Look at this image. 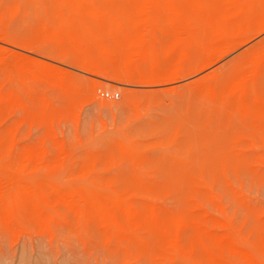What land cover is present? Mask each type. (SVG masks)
<instances>
[{"label":"rangeland","instance_id":"obj_1","mask_svg":"<svg viewBox=\"0 0 264 264\" xmlns=\"http://www.w3.org/2000/svg\"><path fill=\"white\" fill-rule=\"evenodd\" d=\"M129 1L92 0L96 11L83 13V19L112 45L110 24L103 15L120 18L126 29L134 17ZM60 2L0 0V180H5L4 185L0 182L5 188L3 193L0 189V264H264V109L255 108L250 92L243 112L227 99L223 104L218 95L211 103L203 90L192 86L202 76L217 74L264 31L199 72L188 70L185 77L168 83L142 84L137 76L118 80L82 70L80 54L63 32L66 16ZM203 3L220 16L221 7L214 0ZM184 14L195 28L205 29L204 19L190 10ZM154 16L146 27L157 39L154 63L157 71L169 72L184 46L167 52L171 49L167 19L160 9ZM186 51L188 66L198 49L193 45ZM149 58L141 62L143 73L149 70ZM41 62L58 69L47 70ZM37 63L43 67L32 71ZM250 65L244 58L237 62L223 86ZM251 83L264 103V71ZM94 84L98 100L93 98ZM131 91L137 95L132 105L125 102ZM104 92L118 96L105 97ZM123 143H132L134 153L124 152ZM17 181L39 183L50 197L51 183L73 197H83L86 190L97 191L102 198L114 193L128 199L134 220L129 224L125 213L111 207L129 230L113 235L93 214H79V205L73 207L66 200L42 204L46 208L40 209L42 217L19 208L10 213L11 219L4 200L16 195ZM81 181L101 189L88 184L84 190ZM107 189L113 193L107 194ZM47 207L54 211L52 217ZM152 213L157 216L152 218Z\"/></svg>","mask_w":264,"mask_h":264},{"label":"bare ground","instance_id":"obj_2","mask_svg":"<svg viewBox=\"0 0 264 264\" xmlns=\"http://www.w3.org/2000/svg\"><path fill=\"white\" fill-rule=\"evenodd\" d=\"M60 1L61 2L59 3V6H60L61 10H63L65 12V16H66V17H64V23L62 26L63 32L65 33V35H67L69 37L72 45H74L76 47L77 52L80 54V57H81L80 67H81V69L86 71V72H90V73H94V74H101L105 77L114 78V79H118V80H121V79L129 80V79L137 76L136 80L142 84L143 83H149V84L168 83V82L180 79L182 77H185L187 75L186 72L188 70H192L194 72H199V71L205 69L206 67H208L214 59L219 58L226 53L228 54L229 52L236 49L239 45L248 42L254 36H256L259 33L264 31V0H214V4L219 5L218 7H221V10H222L219 17H216L214 10H213L214 8L213 9L211 8L212 9L211 10L209 7L205 6V4L203 3V0H132V1L128 2V7H129L131 13L134 15V17H133V19H131L128 22V27L126 29L123 26V24L121 23L120 18H118V17L113 18V17L108 16V15L105 16L103 14H100L101 12L99 13V17L101 15H103V17H106V19L109 21V24H110L109 38L112 41V45H107L103 41V38L95 35V33L89 28L88 24L83 19V13H85V12L87 13V12L93 11V14H94V10L96 7L94 6V3L92 2V0H60ZM35 4H37V3H35ZM156 9H160L162 16H164L167 19V27H168V32H169V36H170V47H171V49L169 48V50H167V52L170 51V53H173V51L177 47H179L180 45L184 46L183 51L181 50L182 52L179 53L181 56L180 57L178 56L179 59L177 58L176 61H174L175 64H174L172 70L169 72L157 71V69H156L157 66L154 63V60H155V58H154L155 53L154 52L156 50L154 43L157 42V39L155 38L154 34H150V32H147L149 30V28L148 29L146 28V27H148V25H150V23L155 21L154 11ZM186 10H190L197 17H199L201 20L202 19L205 20L204 22H206V26H205L204 30L197 29L193 26L191 21L189 19H187L185 14H184ZM206 12L209 13L207 16H206ZM71 13H72V17L70 19H68V15H71ZM96 13L98 15V11ZM99 17H97V18H99ZM66 18H67V20H66ZM45 21H46V19H45ZM157 28H159V27L157 26ZM54 30H55V28H54ZM52 32L55 33L56 31H52ZM44 35H45V33H44ZM6 38H7L6 35H4L3 39L5 40ZM58 38H59V36H58ZM149 42H150V44H148ZM41 45H43V44H41ZM193 45L198 49V52L196 54V57L193 59V61L190 62V64L187 66L186 63L184 62L185 58L188 56L186 49L190 48ZM20 46L22 48L28 49V47L25 45H20ZM165 55H167V53ZM146 56H148V58L150 56L149 61L151 64L149 66L148 72L143 73L141 62H142V60H144V58ZM21 58H23V57L21 56ZM21 58L19 57L16 59H18V61L21 62V64H23V62H22L23 59H22V61H20ZM243 58L248 60L249 62H251V65L249 67H247V69H245L242 73H239V75L237 77L229 80L228 81L229 83H227V85L224 87L223 85L225 82H227V78L229 77L230 74H232L233 70L236 68L237 62H239ZM27 59L24 58V60H26V61H27ZM38 63L36 66L37 68H34L32 71L39 69L38 67H43V66H39ZM41 63L45 66V68L47 70H54V68H57L56 66H54L50 63H46V62H41ZM30 65L31 66H29V67H31V69H32L33 68L32 64L30 63ZM224 65H225L224 68L220 69V71L217 74H214L211 76H208V75L202 76V78L201 77L198 78L192 86L195 89H198L201 91L203 90L202 94L204 95V98H207V100L211 101V103H214V101L218 95V96H220L223 104L226 103V99H227L228 104L229 103L235 104L236 108L242 110L243 112L247 111L246 110V105H247L246 99H247L248 94L250 92L251 96L253 97L252 104L255 106V108L256 109H260V108L264 109V103L257 96V90H256L255 86L253 85L254 83L249 84L250 79L252 81H254L255 77H257L259 74H261L264 71V36L261 39H259L258 41H256L255 43H251V44L247 45L242 50V52L239 54L238 57H236L233 61L226 62ZM29 67L28 68L26 67V69H29ZM188 67H190V69H188ZM37 71H39V70H37ZM43 71L44 70H41V72H43ZM58 71H63V70L59 69ZM64 72H66V71H64ZM48 73H49V71H48ZM51 73L52 72H50V74ZM58 75L56 77H58ZM250 76L253 78H250ZM45 77H47V76H45ZM56 80H57V78L55 79V81ZM51 81H52V79H51ZM133 81H135V79ZM63 82L65 84L67 83V81L65 82V80ZM68 85H69V83H68ZM19 87H20V85H19ZM96 87H97L96 84H94L92 86L93 98H95V99H97L96 94H95ZM136 98H137V95L131 91L126 96L125 102L132 105L136 102ZM196 106H198V105H196ZM206 109H209V108H206ZM137 118H139V117H137ZM118 136H121V135H118ZM257 137H258V135H257ZM125 138H127V137H125ZM125 138L124 139L122 138L123 139L122 141H125ZM22 139H23V137H22ZM39 144H41V143H39ZM90 144H92V143H90ZM120 145H121V149L124 152H126L128 154L134 153L132 143H123ZM176 146H177L178 150H181V148H182L181 145H176ZM259 147H260V145H259ZM9 148H11V145H9ZM41 149H43V148H40L39 150H41ZM254 149L256 150V148H254ZM66 154L67 153H65V155ZM60 157H63V156H60ZM133 157H135V156L133 155ZM21 159H22V157H21ZM60 162H61V160H60ZM23 163H25V165H27L26 163H28V161L25 160ZM62 163H63V159H62ZM22 164H20V165H22ZM37 164H38V162H37ZM23 167L25 168V166H23ZM24 168H21V169L23 170ZM18 169H20V168H18ZM220 169H222V168H220ZM220 169H219V171H221ZM199 170H200V168H199ZM136 171H138V170H136ZM204 171H206V170H204ZM206 172H207L206 175L208 176V171H206ZM3 175H2V178H3ZM4 178L7 179L6 175H4ZM15 178H16V176H15ZM30 178H32V177H30ZM32 179H29V180H32ZM235 179H236V177H235ZM37 180H38V178H37ZM3 181L5 183V180H3V179H2V181L0 180V182H2V184H3ZM10 182L11 181H9V183ZM15 182H16V180H15ZM35 182H36V180H35ZM35 182L19 181V183H18V181H17L18 186H17L16 195H14L12 198H9V199L5 198V200H4V209H5L6 214H8L10 216L11 215L10 213H12V211L18 210L20 208L21 210H23L25 212H26V210H28L32 213H35L38 217H42L43 213L41 210L46 209V208H41L42 204L49 205L53 201L66 200L73 207L74 206L77 207L79 205V208L77 207L79 214H82V213L93 214L99 220V222L101 223L102 226L110 229V231L113 233V235L114 234L124 235L125 233L129 232L128 228L125 226H122L118 222L115 213L111 211V207H114L116 210L125 213L126 218L128 220V223L131 224L132 223L131 221L134 220V214L132 211H130L131 208L129 206L128 199L120 198V197H118L119 195L116 196L109 189H107V191L104 190V191H106L107 194L109 192L113 193L109 197L107 195L106 196L103 195V198H102L99 196L98 192L94 191V190H89V191L86 190V192H85L86 195H84L83 197H80V196H77V197L74 196L73 197V196L68 195L71 192H66L65 189H63V187L55 185L53 183L47 184L48 185L47 189L54 195V197H50L49 195L46 196L44 193L45 191L42 189L40 184L35 183ZM48 182H49V180H48ZM206 182H207V178H206ZM9 183L7 184V186L9 185L8 187L11 188ZM76 183L78 184V182H76ZM81 183H82V181L79 182V186L81 185V187L82 186L84 187L86 185L88 186V184H89V183H87V184L83 185ZM60 185H62V184H60ZM7 186H6V188H8ZM69 186H70L69 188L71 190L69 188H67V190L69 189L70 191H72L71 185H69ZM225 186H226V184H225ZM243 187H244V185H243ZM1 188H2V186H0V189ZM9 188H8V190H10ZM90 188H92L91 185H90ZM97 188L99 189V187H97ZM97 188L94 187L92 189L98 190ZM237 188H240V187H237ZM4 189H3V191L1 190L2 193L4 192ZM245 189H246V187H245ZM8 190L5 192L7 193ZM230 190H231V188H230ZM102 191L103 190H101L100 192H102ZM234 191H232L230 193L233 194ZM75 193H76L75 191L72 192V195H75ZM171 195L174 198L173 194H171ZM1 196L4 197L3 195H1ZM242 196L244 197V194ZM246 197H248V196H246ZM158 201H159V199H158ZM250 204H251V201H250ZM81 207H83V208H81ZM153 207H154V204H153ZM47 209H48V207H47ZM48 211L50 213L53 210L48 209ZM46 212H47V210H46ZM53 213H54V211H53ZM53 213H50L51 217H52ZM221 214H223V213H221ZM54 215L56 216V213ZM250 215H252V213ZM79 216H81V215H79ZM151 216H152V218H155L157 215L155 213H152ZM10 218L12 219V216H10ZM4 219H6V218H4ZM48 220H49V218H47V222H48ZM252 221H253V219H252ZM79 223L81 224L80 221H79ZM46 225H47V223H46ZM17 229H19V227ZM3 232L5 233V231H3ZM8 233H10V232L8 231ZM233 235L234 234L230 235V237H232ZM70 236H71V234H70ZM225 236L226 235H224V237ZM233 237L236 238L235 235ZM142 238L144 239V237H142ZM83 240H84V238H83ZM171 241H172V244L174 246L173 249L176 251L177 247H175V244H174L176 242H173V240H171ZM246 241H243V243L244 242L248 243ZM96 243H97V241H96ZM243 243H242V245H244ZM95 246L96 245H94L93 247H95ZM166 248H168V247L166 246ZM247 248H248V250H251L249 253H252V254L255 253V251H257L255 249L251 248V246H250L251 249L249 248V246H247ZM247 248H245V249H247ZM176 253L178 254L177 251H176ZM177 254H175V255H177ZM244 254H246V253H244ZM253 255L256 256L257 254H253ZM258 255H259V253H258ZM178 257L179 256H176V258H178ZM258 257L261 258V256H258ZM111 258H113V256L112 257L110 256V259ZM214 259H215V257H214ZM108 260H109V258H108ZM186 262H187V260H186Z\"/></svg>","mask_w":264,"mask_h":264},{"label":"built area","instance_id":"obj_3","mask_svg":"<svg viewBox=\"0 0 264 264\" xmlns=\"http://www.w3.org/2000/svg\"><path fill=\"white\" fill-rule=\"evenodd\" d=\"M105 97H110V98H115L118 96V93L115 92V93H110V92H104L103 93Z\"/></svg>","mask_w":264,"mask_h":264}]
</instances>
